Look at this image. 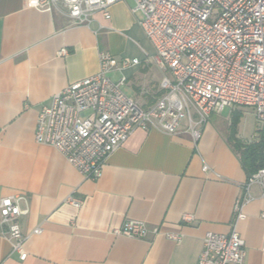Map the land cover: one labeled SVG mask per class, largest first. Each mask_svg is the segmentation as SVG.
Segmentation results:
<instances>
[{
    "label": "crops",
    "instance_id": "0c3cea01",
    "mask_svg": "<svg viewBox=\"0 0 264 264\" xmlns=\"http://www.w3.org/2000/svg\"><path fill=\"white\" fill-rule=\"evenodd\" d=\"M132 7V0L119 1L109 19L94 12L87 25H74L60 11L35 9L27 0H0V198L25 196L21 207L27 213L19 223L30 234L24 260L0 236V263L197 264L204 234L230 231L233 205L248 176L219 113L211 114L197 141L185 130V120L174 134L137 128L107 157L96 179L84 177L56 149L34 139L41 106L95 73L99 51H110L117 60L138 58L119 55L125 37L143 55L138 65L122 70L126 93L143 108L161 95L160 79L168 71L160 66L159 73L149 71L158 63ZM62 48L67 53L58 55ZM119 75L111 74L113 79ZM258 138L259 133L251 141ZM248 191L252 198L244 203L245 217L236 229L244 240V264H264V198L257 183ZM185 213L193 219L182 221ZM126 219L143 221L159 233L113 234ZM36 227L41 233L32 234ZM169 233L181 235L180 240L168 238Z\"/></svg>",
    "mask_w": 264,
    "mask_h": 264
},
{
    "label": "built area",
    "instance_id": "2783aa9c",
    "mask_svg": "<svg viewBox=\"0 0 264 264\" xmlns=\"http://www.w3.org/2000/svg\"><path fill=\"white\" fill-rule=\"evenodd\" d=\"M123 0H27L29 7L57 10L74 25H87L94 12L109 19L110 8ZM132 12L154 50L156 62L168 74L161 82V95L143 108L125 91L122 70L136 66L137 57L98 52V69L68 84L42 105L36 119L34 139L56 149L84 177L100 176L107 157L137 129L156 128L174 134L183 120L194 141L212 113L234 106H248L264 125V0H132ZM60 49L57 54L65 55ZM119 71L118 78L111 74ZM208 170L207 164L203 165ZM253 183L264 198V166L247 177L244 193L236 199L230 231H208L203 236L197 264H244L245 245L236 224L245 217L242 207L252 198ZM74 205L80 200L69 197ZM24 195L0 198V236L11 242V252L27 257L30 234L19 223L27 213ZM193 215L185 213L182 221ZM36 227L32 234L41 233ZM113 234L144 238L149 230L143 221L126 219ZM179 241L181 235L169 233ZM3 264V263H0Z\"/></svg>",
    "mask_w": 264,
    "mask_h": 264
},
{
    "label": "rangeland",
    "instance_id": "374dc122",
    "mask_svg": "<svg viewBox=\"0 0 264 264\" xmlns=\"http://www.w3.org/2000/svg\"><path fill=\"white\" fill-rule=\"evenodd\" d=\"M146 43L149 46V54H152V45L149 40L143 34ZM138 41V39H136ZM151 45V46H150ZM120 56H138V58H142L143 55L140 52L138 46L130 39V37H125L122 40V49L119 53ZM149 71L159 73L162 71L158 64L151 63L149 67ZM168 73V72H167ZM142 74V73H141ZM163 78V77H162ZM160 79V82L162 80ZM229 109H225L222 112H219L220 119H225L228 122V125L234 129V133L237 138L242 140L251 141L253 136H258V130L263 128V124L256 120L254 111L251 107L248 106H234L231 111L228 112Z\"/></svg>",
    "mask_w": 264,
    "mask_h": 264
},
{
    "label": "trees",
    "instance_id": "16d2710c",
    "mask_svg": "<svg viewBox=\"0 0 264 264\" xmlns=\"http://www.w3.org/2000/svg\"><path fill=\"white\" fill-rule=\"evenodd\" d=\"M230 134L232 140L239 147L241 163L247 171V176L264 166V127L260 130L259 138L256 141L244 144L238 141L232 127H230Z\"/></svg>",
    "mask_w": 264,
    "mask_h": 264
}]
</instances>
